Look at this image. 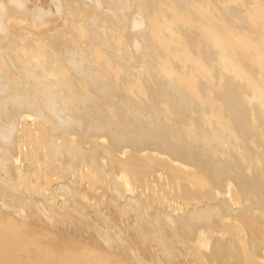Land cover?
<instances>
[{"label":"bare ground","instance_id":"obj_1","mask_svg":"<svg viewBox=\"0 0 264 264\" xmlns=\"http://www.w3.org/2000/svg\"><path fill=\"white\" fill-rule=\"evenodd\" d=\"M0 264H264V0H0Z\"/></svg>","mask_w":264,"mask_h":264},{"label":"rangeland","instance_id":"obj_2","mask_svg":"<svg viewBox=\"0 0 264 264\" xmlns=\"http://www.w3.org/2000/svg\"><path fill=\"white\" fill-rule=\"evenodd\" d=\"M33 222V221H32ZM34 223V222H33ZM29 224H30V220H29ZM35 224V223H34ZM37 225V224H36ZM34 228V225L30 224V229ZM76 241H77V246L82 245V243H85L87 240H84V238H82L81 236H76ZM17 255L19 256H24L25 254H23L22 252H16Z\"/></svg>","mask_w":264,"mask_h":264}]
</instances>
